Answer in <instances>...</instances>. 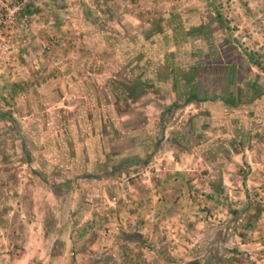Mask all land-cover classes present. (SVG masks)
I'll use <instances>...</instances> for the list:
<instances>
[{
    "label": "rangeland",
    "instance_id": "rangeland-1",
    "mask_svg": "<svg viewBox=\"0 0 264 264\" xmlns=\"http://www.w3.org/2000/svg\"><path fill=\"white\" fill-rule=\"evenodd\" d=\"M263 82L264 0H0V264H264Z\"/></svg>",
    "mask_w": 264,
    "mask_h": 264
},
{
    "label": "crops",
    "instance_id": "crops-1",
    "mask_svg": "<svg viewBox=\"0 0 264 264\" xmlns=\"http://www.w3.org/2000/svg\"><path fill=\"white\" fill-rule=\"evenodd\" d=\"M171 64L173 63L171 62ZM185 74H187L188 76ZM260 87H261V91H258L256 95L258 97L260 96L264 98V82ZM229 93H232V92H229ZM245 94H246V97H248V99L250 100L249 96L247 95L248 94L247 90L245 91ZM226 96H228V94L225 92V90L216 92L214 88L212 89L208 86L207 81L205 82L203 78L196 75L195 73H192V72L191 74L189 72L185 73V70L182 68H180V70L178 71L176 66L170 67L169 104L171 108L176 109V108L181 107L185 109V108L192 107L193 104L196 103L198 104L196 105V108L205 110V108L207 107L209 110L210 109L212 110V107L214 106L212 104H219V105L223 103L226 104L229 101L227 100ZM252 98H254V96ZM262 144H264V142ZM249 150L244 149L243 152L249 153ZM252 153L253 152L251 151V154ZM262 153L264 156V150L262 151ZM172 202H175L177 204L179 200L176 199L175 197L173 198V200H171V203ZM159 249L161 248H155L152 251L151 258H153V260L149 264H159L158 260L160 259L159 255L161 252L159 251ZM170 255L172 256L171 253H169V256ZM172 258L174 257L172 256L171 259ZM173 261L166 260L165 263L162 262L160 264H174L175 262ZM192 262H194V260H188L187 264L192 263ZM114 264H117V263H114ZM145 264H148V263H145ZM182 264H186V262Z\"/></svg>",
    "mask_w": 264,
    "mask_h": 264
}]
</instances>
